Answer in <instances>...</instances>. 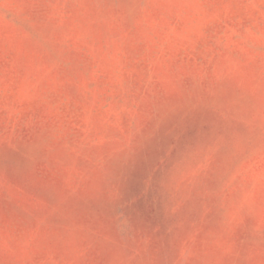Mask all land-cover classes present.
<instances>
[{
    "label": "rangeland",
    "instance_id": "obj_1",
    "mask_svg": "<svg viewBox=\"0 0 264 264\" xmlns=\"http://www.w3.org/2000/svg\"><path fill=\"white\" fill-rule=\"evenodd\" d=\"M0 264H264V0H0Z\"/></svg>",
    "mask_w": 264,
    "mask_h": 264
}]
</instances>
